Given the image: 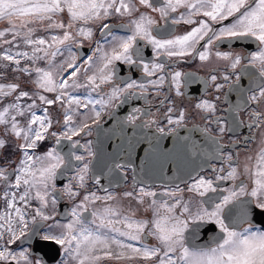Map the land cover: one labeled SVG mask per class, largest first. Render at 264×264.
Wrapping results in <instances>:
<instances>
[{"label":"snow or ice","instance_id":"snow-or-ice-1","mask_svg":"<svg viewBox=\"0 0 264 264\" xmlns=\"http://www.w3.org/2000/svg\"><path fill=\"white\" fill-rule=\"evenodd\" d=\"M137 5L158 12L166 23L175 25L183 22L195 26L183 35L158 39L153 34L158 21L147 12H140ZM137 12L139 15H134ZM113 15L131 18L128 25L122 26L130 35L113 34L112 26L105 22ZM196 17L200 19H194ZM0 21L8 25L0 30V41L10 46L0 55V61L9 62L15 66V71L30 77L34 74L32 83L37 89V92L30 94L29 91L20 90L17 83H0V102L15 93L13 101L0 111V125L5 126L6 134L10 132L23 141L17 146L23 156L18 167L13 172L0 168V185H3L0 199L4 201V210L0 211V264H47L42 256L34 257L33 253L39 246L48 243L61 246L64 256L76 264H102L105 260L142 261L143 264H264V230L256 227L257 224L264 225V150L258 154L253 168L246 166L244 169L254 184L251 191H247L241 182L238 190L229 189L228 195L223 196L211 211L204 208L201 201L193 212L190 201L184 198V192L199 197L215 192L214 182L237 178L235 167L226 175L220 174L224 173V168H213L212 171L217 173L214 179L189 173L191 183L185 182V188L177 185L166 189L162 195L167 199H152L147 203L145 210L151 212L150 218H136V212L131 209L124 211L108 205L102 210L93 211L92 220L86 223L80 210L87 211V206L97 200L115 199L111 193L100 197L95 192H88L72 209V219L67 224L45 226L42 223L53 219L45 209L49 204L55 206L61 193L74 200L81 196L79 190L86 186L92 165L90 158L95 157L96 153L92 151L91 141L80 144L73 137H79L82 133L90 136L93 126L99 129L101 111L96 109L97 104L103 109L121 98L123 103L138 95L136 89L140 90L139 95L144 96L149 87L155 89V94L159 96L166 80L170 91L174 90L176 96H184L182 88L196 79L192 74L179 71L171 72L170 78L168 74L157 76V73L164 72L165 65L144 63L139 40L151 45L157 56L183 58L195 54L201 61L209 60L216 45L254 43L257 50L249 52L246 57L232 52L214 53L218 59L228 62L232 71L222 77L215 72L210 74L208 79L216 94L199 98L194 108L202 113L201 119L205 122L204 128L197 130L208 136L217 146V151L221 150L219 140L226 131L225 117L218 115L222 103L219 93L225 85L230 92L236 91L240 96L235 105L225 110L230 113L228 119L231 120L227 131L235 132L241 126L242 122L234 113L243 109H250L249 128H264V80L256 88L245 89L240 84V74L235 71L242 66V60L247 59V66L258 71L257 78H264V0H0ZM224 21L230 22L225 24ZM95 24H99L103 43L97 41L91 55L81 53L79 59L82 63H77L78 57L72 52V46L79 49L84 41L91 40L92 25ZM38 31L45 35H37ZM8 35H11V40L6 39ZM18 39L30 48V52L11 51V47H19L16 43ZM105 44H111V47L106 49ZM64 51L69 52V58L57 65L56 57L62 56ZM21 59L27 61L29 66H21ZM39 62L47 66L40 67ZM116 62L141 67L145 76H156V79H149L146 83L136 79L121 80L123 86L116 85L113 83ZM8 66L4 64L0 68V76H3L2 69ZM82 69L85 77L83 83L79 79ZM218 79H222L223 83ZM106 84L111 85V91L105 94L107 98L101 96L100 99H92V93H102V86ZM81 88L88 90L83 98L73 94ZM46 93H54L53 98H48ZM24 99L31 103L22 104ZM37 100L41 105H59L63 113L62 122L54 121L48 115L47 108H42L44 114L37 116L34 111ZM227 100L228 93H225L223 102ZM166 102L170 105L164 113L167 124L180 126L185 119L184 110H180L174 118L175 108L167 96L160 101V106ZM81 109L90 110L92 114L87 115ZM141 111L133 109V114L128 117L129 122L134 123L135 113ZM26 114L30 118L27 126L23 127L17 117ZM54 124H60V130H52ZM150 124H157V121L153 120ZM212 126H215L218 135H211ZM157 130L165 133V128L158 124ZM169 130L175 131V128ZM53 138L56 146L62 140L69 141L72 149L83 148L86 155L75 151L62 154L57 147L35 155L42 142ZM5 146L6 141L0 139V149ZM128 147L129 152L135 150V145L131 143ZM232 159L229 154L227 160ZM72 160L80 162L75 175L63 189L57 190L58 174L63 169L72 168ZM123 167L119 163L114 165L115 169ZM94 179L97 184L100 183L99 176ZM124 195L137 198L138 203L144 205L145 197H156L157 193L140 187L138 192L130 191ZM241 196L250 197L239 205L241 220L249 226L238 231L231 221L232 209L229 205L235 208V202ZM33 201L38 202L39 206L29 219L28 209ZM226 209L228 215H225ZM226 219L230 223H225ZM29 223L35 227L30 228ZM214 226H218L223 233L214 247L194 250L186 244V232L197 235ZM56 228L61 231L57 233ZM148 237L154 238L156 244L149 246L146 243ZM17 241L28 243L32 251L12 250L10 246ZM58 264H67V261L61 259Z\"/></svg>","mask_w":264,"mask_h":264},{"label":"flooded vegetation","instance_id":"flooded-vegetation-1","mask_svg":"<svg viewBox=\"0 0 264 264\" xmlns=\"http://www.w3.org/2000/svg\"><path fill=\"white\" fill-rule=\"evenodd\" d=\"M159 2V0H157ZM140 12H147L152 15L154 19L158 21L157 26L154 28L153 34L157 36L158 39H166L171 38L175 35H183L186 32L190 31L192 27L195 25L184 24L183 22L172 25L170 22L166 23L159 16L158 12H151V10L146 9L142 6L137 5ZM183 11V10H181ZM134 15H139V12L134 13ZM175 15V14H174ZM130 17L127 16H118L113 15L109 17V19L105 22L109 23L112 26L113 34L116 36H125L130 35L131 33L127 31L126 28L122 27L129 24ZM194 19H200V17H196ZM231 20V18H230ZM230 21H224L223 23H229ZM219 25H217L218 27ZM93 28V38L91 40L84 41L83 47L77 49L75 45L72 46V52L75 53L78 57L77 63H82V60L79 59L81 53L86 55H91L92 50L96 46L97 41H101L103 43L101 33L99 31V24L92 25ZM111 40V36L108 37ZM203 41L201 42V44ZM138 45L141 49V55L144 58V63H164L165 68L163 73H157L158 75L168 74L170 78V73L173 71H179L185 74H192L194 81L187 85V87L182 88V91L185 93L184 96H176L175 91L169 90V84L166 80L163 88L160 90V95L157 96L155 94V89L149 87L148 91L144 96L139 95L140 90L136 89L138 95L135 98H130L126 102H121V100H117L113 102L112 106L105 107L101 109L100 105H96V109L101 111L100 116V126L104 125L113 114L117 113V117L119 121L125 124L126 126L135 130L138 134H140V138L145 139V135L148 134H177L180 130H191L196 134L203 136L207 142L209 143L206 148L209 154V161L206 166L200 168V170L193 174V176L199 174L208 178H213L217 173L213 172L212 169L216 168H224V173H220L221 175H226L228 171L231 170L232 167L237 169V178L235 180H221L214 182V187L217 189L215 192H209L204 197L196 196L195 194L184 192L185 200L190 201V205L192 211L195 212L197 210L198 205L203 201V207L207 208L209 211L213 210L214 205L219 203L223 196L228 195L229 189H236L240 186L241 182H243L247 191H251V188L254 187L252 178L248 173L244 171L245 167L253 168L256 164V159L261 150H264V128H249L248 125L251 124V120L249 119V111L250 109L240 110L234 115L237 119L242 122L241 126L238 127L235 132L227 131V128L231 124V120L228 119L230 113L225 111L229 109L230 105H235L237 101L240 99L239 94L236 91H229L227 85L222 90L219 95L221 96L222 103L220 104L221 111L218 112V115L225 117V126L226 131L222 138L219 140V144L221 146V150L217 151V146L213 144L208 136L203 131H198L197 129H203L205 126V122L201 119L202 113L194 108V104L197 102L199 98H207L209 95H215L214 89L211 87V82L209 81V76L213 72H215L218 77H222L226 72H231L232 70L228 67V62L218 59L215 56L216 51L220 52H232L235 54H240L241 56H247L249 52L256 51L257 47L254 43H244V44H220L216 45L212 49V55H210L209 60L201 61L198 55L186 56L183 58H168L164 55L157 56L153 51L152 46L147 44L146 41L139 40ZM104 47L109 49L111 44H105ZM199 48V45L197 46ZM28 50L30 48H27ZM202 50V49H201ZM69 52L64 51L62 56H57L55 63L57 65L63 63L65 60L69 58ZM9 66V70L12 74H14L13 68L14 65H11L7 61L5 62ZM21 65L26 66L28 62L23 60L21 61ZM248 65L247 59L242 60V66L238 67L235 71L237 74H240L241 81L240 84L245 89L252 87L256 88L258 84L264 80V78H257L258 71ZM40 67H46L47 65L44 62H39ZM116 75L113 79V83L119 86H123L121 84V80H129L136 79L138 82L146 83L149 79H156V76L147 77L143 73V69L138 66H128L121 64L120 62H116ZM247 66V67H246ZM94 70V69H93ZM70 71V70H69ZM91 74V72H89ZM255 74V75H253ZM35 79L34 74L30 77L26 73H19L16 75L14 81L20 85V90L29 91L31 93L37 92L35 85L32 83V80ZM79 79L83 83L84 82V72L83 69L79 74ZM235 79V76H233ZM207 81V83H206ZM218 82L223 83L222 79H218ZM102 93H92V99H100L101 96H104L106 99V93L111 91V85H103ZM86 89L81 88L77 92H74V95H78L81 98L86 96ZM228 93L227 102L224 101V94ZM48 98H53L54 93H46ZM13 97L10 96L8 100H4L1 102V110L3 107L7 106V104L11 103V99ZM168 97L169 100L172 101V106L175 108L173 113V117L179 114L180 110H184L185 119L180 126L168 125L167 119L164 116V113L167 111V108L170 106L167 102L160 106V101L164 100L165 97ZM22 104L27 105L31 103L30 100L24 99L21 101ZM37 107L34 109L37 116H42L44 113L41 111L42 108L48 109V115L53 118V120H63L62 109L59 105H41L37 100ZM159 108V111H158ZM91 109V105L89 106ZM133 109H141V112L135 113L136 120L135 122H129L128 117L133 114ZM80 111L85 112L87 115H91L90 110L81 109ZM147 113V115L145 114ZM14 113H10L12 115ZM30 117L26 114L24 117H17L20 122V125L23 127L27 126V121ZM78 119H83V117H78ZM157 121L159 127L165 128V133H160L157 130V124H150L151 121ZM91 123V121H89ZM150 126H146L149 125ZM33 127H37V125H33ZM60 124H54V128L52 130H60ZM175 128V131H170L169 129ZM213 131H211L212 136L218 135V133L214 130L215 126H212ZM97 137V128L93 126L92 134L90 136H85L83 133L79 137H73V140H79L80 144H86L88 141L92 142V151L95 152L94 141ZM0 139H4L6 141V146L0 149V168L7 169L9 172H13L20 163V160L23 158L21 151L18 149V145L23 143L22 139L16 138L10 132L6 134L5 126L0 125ZM52 147H57L62 154H67L69 151H75L77 154L86 155V152L83 148L72 149L70 147L69 141H61L59 146L55 145V139H46L42 142L40 148L35 152V155H41L46 152L48 149ZM96 153V152H95ZM231 154L233 159L232 161L227 160V156ZM92 157L90 159H93ZM80 162L72 160L73 167L63 169L57 177L56 188L57 190H61L64 188L66 184L69 183L71 178L75 175L76 166L79 165ZM123 165L122 169H115L114 165L109 167H95L91 165V171L89 172V178L86 181V186L84 189H80L81 196L76 197L74 200H70L63 193L60 194L59 201L55 206L49 204L48 208L45 209L46 213L53 217L52 220L47 222H42L47 226L48 224H59L64 225L67 224L71 219V211L72 209L80 202L82 196L87 194L88 192H95L100 197H105L108 193H111L115 199L110 201H101L97 200L92 204L87 206V211L80 210L82 212L83 217L85 218L86 223L92 220L91 213L97 209L102 210L105 206L111 205L113 207H119L124 211H128L129 209L136 212V218H150L151 212L146 211L147 203L152 199L163 200L167 199L162 194L166 189H171L175 186H179L181 188H185V182L191 183V180L188 178L179 181H148L145 177L138 173L139 169L135 166V164L118 162ZM111 169V170H110ZM100 177V183L97 184L95 182L94 177ZM14 179V173H13ZM140 187L146 188V190L153 191L157 193L156 197H145V204L140 205L138 203L137 198H129L124 194L126 192L134 191L138 192ZM107 189V191H105ZM3 196V185H0V197ZM250 199L248 196H241L238 201L235 202L237 205L233 208L232 205H229V208L232 209L231 212V221L234 222L238 231H242L244 228H247L249 225L247 223L242 222L241 220V208L239 207L240 203ZM38 202L33 201L31 208L28 209L29 219L30 215L33 213L34 209L38 207ZM4 210V201L0 199V211ZM228 210L226 209L225 215H228ZM225 223H230L228 219L225 220ZM29 227L33 228L35 225L29 223ZM256 227L264 230V225L257 224ZM55 231L58 233L61 231L60 228H56ZM223 233L219 231L218 226H214L206 232H201L197 235H193L191 231L185 233V241L186 244L193 248L197 249H207L215 246L218 238L221 237ZM23 239V238H22ZM135 243V242H132ZM146 243L149 246L155 245L156 241L152 237H148ZM10 248L16 252L21 250H29L28 243L22 241H17L12 244ZM36 255L42 256V258L47 262V264H58V261L64 259L67 261V264H76L69 257H65L63 254V249L61 246L56 245L54 243H48L42 246H39L33 256ZM102 264H143L142 261H115V260H105Z\"/></svg>","mask_w":264,"mask_h":264},{"label":"water","instance_id":"water-1","mask_svg":"<svg viewBox=\"0 0 264 264\" xmlns=\"http://www.w3.org/2000/svg\"><path fill=\"white\" fill-rule=\"evenodd\" d=\"M140 136L120 122L117 113L113 114L97 129L93 168L131 162L148 181L174 182L197 173L209 161V143L191 130L163 135L147 133L145 139ZM130 143L135 145L131 152Z\"/></svg>","mask_w":264,"mask_h":264},{"label":"rangeland","instance_id":"rangeland-1","mask_svg":"<svg viewBox=\"0 0 264 264\" xmlns=\"http://www.w3.org/2000/svg\"><path fill=\"white\" fill-rule=\"evenodd\" d=\"M7 26L8 25H7V23L5 21H0V30L5 29ZM37 35H45V33L42 32V31H38L37 32ZM6 39L11 40L12 39L11 35H8L6 37ZM16 43L19 45V47H11V51L13 53H15L16 51H29L30 52V49L29 50L27 49L28 47L24 45V43H23V41L21 39H18L16 41ZM9 47H10L9 45H4V44H2V41H0V55H2L3 52L5 51V49H7ZM23 60L24 59H21V61H23ZM5 62L6 61H0V68H2V66L4 64H6ZM21 66H23V65H21ZM27 66H29V64L26 65V66H24V67H27ZM2 70H3V76H0V83H4V84H7V83H16L14 81V79H15V77H16L17 74L21 73L19 71H15L14 68H13L14 74L11 73V71L9 70V68H3ZM9 97L6 98L5 100L10 101V100H8ZM11 101H13V99H11ZM0 105H1V102H0ZM0 110H1V106H0Z\"/></svg>","mask_w":264,"mask_h":264}]
</instances>
